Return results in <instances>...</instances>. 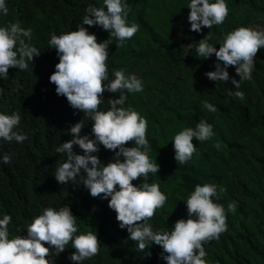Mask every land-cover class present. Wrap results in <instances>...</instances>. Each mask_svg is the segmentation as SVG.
I'll return each instance as SVG.
<instances>
[{"label":"trees","instance_id":"16d2710c","mask_svg":"<svg viewBox=\"0 0 264 264\" xmlns=\"http://www.w3.org/2000/svg\"><path fill=\"white\" fill-rule=\"evenodd\" d=\"M5 2L8 13H0V26L19 22L25 29L31 28L32 43L42 52L34 63L29 62L27 70L9 69L7 80L0 77V112H19L18 130L28 134L22 144L0 139V156L14 153L9 164L0 163V219L5 214L12 216L9 239L26 235V226L44 208L59 210L70 205L77 216L75 235L91 231L100 239L99 253L82 264H167L160 258L162 248L158 245L138 250V242L129 239L127 229L119 227L108 200L91 197L79 178L76 185H62L54 176L55 168L66 160L55 148L72 138L68 129L84 119L81 135L94 136L93 122L74 110L65 97L58 96L50 82L59 58L48 41L52 33L78 30L87 6L100 7L103 0ZM226 2L230 11L225 22L211 29L205 27L202 32L191 31L190 25L182 28L181 22L168 31L142 23L140 27L148 32L147 36L141 38L137 33L118 49L111 44L107 66L110 78L123 68L126 75L136 74L143 82L144 91L128 93L125 107L135 108L147 119V138L152 148L149 155L161 165L159 173H149L147 181L159 184L168 196L164 207L157 209L149 221L153 230L171 231L177 220L187 219L184 200L197 184L222 185L227 192L217 202L227 209L228 203L235 201L237 208L235 214H227V231L204 245L205 260L208 264H264V47L255 58L252 80L243 82L239 89L245 93L243 101L228 95L229 90L236 91L230 80L210 81L204 75L215 70V55L204 59L195 53L199 40L207 34L211 35L209 42L219 49L224 36L240 26L264 29V0ZM184 6L181 1L178 9ZM238 14H242L241 23L234 19ZM138 20L137 13H131V22ZM85 27L97 35L98 42L109 38L110 33L99 26ZM187 39L192 44L189 49ZM228 71L230 77L239 79L235 67L230 66ZM118 97L119 93L106 91L100 110H108V99ZM204 101L215 105L217 111L203 108ZM200 119L214 125L215 135L205 142L193 138L198 152L187 164L178 165L172 140L184 128H195ZM216 141L222 145L220 150L213 146ZM125 146L134 145L128 142ZM74 150L82 154L78 145ZM94 155L99 156L103 166L115 153L100 145ZM142 183L143 177L133 181L134 185ZM17 227L22 231L17 232ZM73 252L69 242L63 253L47 258L53 264H80L68 259Z\"/></svg>","mask_w":264,"mask_h":264},{"label":"clouds","instance_id":"9594fccd","mask_svg":"<svg viewBox=\"0 0 264 264\" xmlns=\"http://www.w3.org/2000/svg\"><path fill=\"white\" fill-rule=\"evenodd\" d=\"M187 17L193 32H202L222 25L229 16L226 0H190ZM131 11L128 0H103V5H88L78 30L57 35L52 33L48 41L50 49L56 50L59 62L50 76L58 96L67 99L68 104L77 112H83L92 122L91 133L81 135L85 126L84 119L68 129L71 139L61 143L55 152L66 156L65 162L54 170L59 184L66 185L79 178L93 198L108 200V206L116 213L121 229H127L129 239L138 242V250L144 251L150 244L162 248L160 258L167 264H208L204 245L227 231V214H235L237 203H228L227 209L218 203L227 192L224 186L214 183L197 184L194 191L184 200L187 219L176 221L171 231H154L149 221L156 210L163 208L168 196L160 190V185L148 183L149 173L157 174L161 165L150 158L152 151L147 138L148 121L133 107H125L128 93L144 91L142 79L136 74L126 75V69H119L110 78L107 60L109 46L115 41L117 49L130 40L140 25L128 24ZM0 13L7 15L5 0H0ZM87 26H99L110 33L109 38L98 42L97 35L90 33ZM31 28L25 29L19 22L0 26V77L9 78V69L27 70L29 62L41 55L32 43ZM207 34L195 47L198 57L208 59L215 55V70L204 75L210 81L227 82L235 86L228 95L241 101L245 93L240 91L241 84L252 80L255 58L264 47V29L240 26L228 32L217 49L209 41ZM192 44H189L191 47ZM235 67L239 79L230 77L229 67ZM119 93L118 98H109L108 110H100L105 92ZM203 108L216 112L217 107L208 101ZM21 123L19 112L5 114L0 112V139L11 143H23L28 134L18 130ZM214 125L200 119L195 128L186 127L173 138L174 159L178 165L187 164L198 152L193 138L199 142L212 140ZM128 142L134 146L126 147ZM79 146L82 154L74 150ZM100 145L115 153L112 160L102 166L98 155ZM220 150L222 145H213ZM118 149V151H117ZM2 151V146H0ZM14 153H3L0 163L9 164ZM143 177V183L134 185L133 181ZM118 186V188H117ZM110 197V200H109ZM10 214L0 219V264H53L50 255L63 253L69 242L75 252L68 257L73 262L91 259L100 250V239L94 232L81 233L77 228V216L70 205L59 210L46 207L41 214L26 226V235L9 239ZM17 232L22 229L17 227ZM48 246H45V245ZM150 255V254H149Z\"/></svg>","mask_w":264,"mask_h":264},{"label":"rangeland","instance_id":"374dc122","mask_svg":"<svg viewBox=\"0 0 264 264\" xmlns=\"http://www.w3.org/2000/svg\"><path fill=\"white\" fill-rule=\"evenodd\" d=\"M181 1H184L185 6L184 8L178 9L181 6ZM128 3L131 8L128 16L129 25L136 23L141 26L142 23H150L155 29L161 31H168L170 28L173 29V27L177 28L176 26L179 22H181L182 28L190 25L187 19L190 9L187 7L189 3L187 4L186 0H128ZM176 9H178V12ZM131 13H137V19L139 20L131 22ZM241 18L242 14H238L234 19L241 23ZM137 33H139V37L143 38L147 36L148 32L140 27ZM177 37H179L178 33ZM187 41L191 44L190 39H187ZM112 45L117 46L115 41H113Z\"/></svg>","mask_w":264,"mask_h":264}]
</instances>
